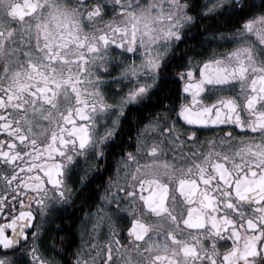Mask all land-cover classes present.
I'll return each mask as SVG.
<instances>
[{"label": "snow or ice", "instance_id": "obj_1", "mask_svg": "<svg viewBox=\"0 0 264 264\" xmlns=\"http://www.w3.org/2000/svg\"><path fill=\"white\" fill-rule=\"evenodd\" d=\"M0 220V264H264V0H0Z\"/></svg>", "mask_w": 264, "mask_h": 264}, {"label": "flooded vegetation", "instance_id": "obj_2", "mask_svg": "<svg viewBox=\"0 0 264 264\" xmlns=\"http://www.w3.org/2000/svg\"><path fill=\"white\" fill-rule=\"evenodd\" d=\"M190 41L191 40L186 39L187 43H190ZM184 47H185V44L181 43L179 45V48L176 49V55L178 57H179L180 49H183ZM182 62H184L183 59H175V60H173L170 63L169 68L166 70V75H168L170 77H174L175 65L177 63H182ZM169 82L173 83V85H172L173 90H177L180 87L179 82L175 78L168 79L166 81V84L169 83ZM168 86H169V84H168ZM133 115H134V113H129L128 114V119L123 121L124 128L121 131V136L117 138L118 141H125V140H127V138L129 136L135 137V128H134V126L132 124L129 123V121L133 118ZM129 128H132V131H129ZM210 135H211V133H204V134H202V139L204 137H208ZM134 146H135V140L134 139H133V141H132V143L130 145H128V144L125 145V147L129 148V150H131V148L134 147ZM119 148H120V143H117L116 146H115V149H116L117 152L119 151ZM101 163H103V161H101ZM108 175H109L108 172H104L102 178H98V179L93 180L92 187L100 185L101 186L100 192L102 193V191H103L102 180L106 179L108 177ZM99 195H100V193H97L96 196L93 197L94 202H96V203L99 202ZM77 203H80V201H78ZM67 211L72 213L71 217L65 216V215H63V213H55L54 214L56 216V219H55L54 222H50L51 223V228L47 232H45L43 234L44 235V240L42 241V246L43 245H47L48 242L51 241V239L53 237H56L57 238L56 239V243L60 244L59 238L67 235V236H69L71 238V241H72L71 244H68L69 252L75 250L76 245L80 242V240H79L80 233H79V231H77V226L79 225L80 221L77 220V224L76 225H72L71 232L69 231L68 228L65 227V225H67L69 223L70 219L82 216L83 212H84V209H81L79 207L73 208V207L70 206L67 209ZM37 219H39V217H37ZM0 222H2V220H0ZM57 227L64 228V231H61V232L55 231V229ZM73 233H75V235H73ZM29 236H31V233H29ZM100 239L101 240L104 239L103 235H101Z\"/></svg>", "mask_w": 264, "mask_h": 264}, {"label": "trees", "instance_id": "obj_3", "mask_svg": "<svg viewBox=\"0 0 264 264\" xmlns=\"http://www.w3.org/2000/svg\"><path fill=\"white\" fill-rule=\"evenodd\" d=\"M199 37L197 36L196 38H194V39H192L191 41H190V43H195V40L196 39H198ZM187 38H185V40H186ZM169 84V86L172 88V85H173V83L172 82H169V83H167V85ZM173 89V88H172Z\"/></svg>", "mask_w": 264, "mask_h": 264}]
</instances>
